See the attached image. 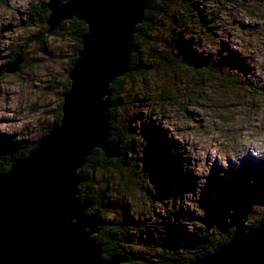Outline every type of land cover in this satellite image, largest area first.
Listing matches in <instances>:
<instances>
[{
  "label": "trees",
  "instance_id": "16d2710c",
  "mask_svg": "<svg viewBox=\"0 0 264 264\" xmlns=\"http://www.w3.org/2000/svg\"><path fill=\"white\" fill-rule=\"evenodd\" d=\"M65 1L54 2L61 5ZM206 1L145 0L144 19L136 25L131 40L128 71L109 86L108 141L118 145L119 156L106 158L102 151L93 149L86 163L77 170L81 182L75 194L76 199L89 204L86 213L97 220L90 238L103 260L118 258L121 264H189L225 244L232 235L246 233L264 222V178L255 168L236 167L234 164L224 168L222 175L217 177L219 183L228 186L231 195L227 201L219 200L209 214L181 209L176 200L181 196L168 195L172 191L168 184L182 180L195 185L196 175L188 170L189 158H181L175 149L177 145L185 146L177 141L173 143L165 136L159 129L155 113L141 114L146 98L139 99L137 93L133 95L132 83L130 86L126 83L128 79L144 75L147 67L148 71L157 70V65L149 62L155 63L158 58L170 67L193 71L199 78L215 79L228 90L241 88L244 81L237 79V73L247 71L248 66L239 52L231 50L230 54L223 56L220 50L216 54L199 51L200 40L211 42L215 39L212 36L216 21L206 15ZM47 6H50L48 2H39L24 21L28 26H39L38 33L32 38L42 44L49 36L45 24L50 11ZM63 31L68 32L73 43L68 73L77 58L86 25L72 18L61 22L50 35L58 36ZM215 45L228 48L227 43L220 41ZM143 48L148 50L146 61H141ZM16 57L21 58V63L26 62L20 52L12 54L0 67V77ZM202 87L200 83L199 90ZM68 88L67 76L62 93ZM162 98L165 104L174 101L166 96ZM60 105L61 101L50 129L59 123ZM5 142L0 153V173L7 172L12 162L26 157L36 143ZM227 160L232 161L231 158ZM259 165L262 167L263 163ZM151 167L157 171L156 176L150 173ZM110 171L114 179L108 176ZM242 172L243 175L240 174ZM134 188H137L139 199L143 196L147 205L138 213L127 206V199L132 198ZM158 204H163L165 213L156 215L154 208ZM172 204L173 207H169Z\"/></svg>",
  "mask_w": 264,
  "mask_h": 264
},
{
  "label": "rangeland",
  "instance_id": "374dc122",
  "mask_svg": "<svg viewBox=\"0 0 264 264\" xmlns=\"http://www.w3.org/2000/svg\"><path fill=\"white\" fill-rule=\"evenodd\" d=\"M47 1L0 0V66L16 52L26 58L20 70L18 66L14 73L0 77V153L6 140L25 144L41 138L50 129L61 101L73 51L71 37L64 31L58 36L49 34L42 44L32 38L39 26L24 23L35 5ZM205 13L216 21L215 39L200 40L199 51L216 54L220 50L223 56L231 50L239 52L248 66L247 71L237 73V79L244 81L239 90H228L214 77L210 81L199 78L193 71L170 67L158 58L149 62L157 70L147 67L144 75L126 82L127 86L132 83L133 95L146 98L141 114L155 113L165 136L185 146L175 149L181 158H189L195 185L169 182L172 191L168 195H180L176 200L181 209L200 214H209L219 200L230 198L227 184L219 183L217 177L231 164L255 168L264 178V0H207ZM217 41L227 43L229 49L216 46ZM147 53L143 48L141 61H146ZM162 96L174 101L165 104ZM151 169L156 176L157 171ZM136 193L134 188L132 198L127 199L134 213L147 206ZM154 210L157 215L166 208L158 204Z\"/></svg>",
  "mask_w": 264,
  "mask_h": 264
},
{
  "label": "water",
  "instance_id": "95a60500",
  "mask_svg": "<svg viewBox=\"0 0 264 264\" xmlns=\"http://www.w3.org/2000/svg\"><path fill=\"white\" fill-rule=\"evenodd\" d=\"M144 9L145 0H66L50 8L47 34L72 18L86 31L68 71L59 123L0 173V264H121L103 260L91 241L97 220L75 198L77 170L93 149L119 156L118 145L108 141L109 86L128 71ZM20 62L16 57L5 73ZM189 264H264V222Z\"/></svg>",
  "mask_w": 264,
  "mask_h": 264
},
{
  "label": "flooded vegetation",
  "instance_id": "af4514ba",
  "mask_svg": "<svg viewBox=\"0 0 264 264\" xmlns=\"http://www.w3.org/2000/svg\"><path fill=\"white\" fill-rule=\"evenodd\" d=\"M54 1H59V0H48L47 2H48V5H50V6H47L49 9L51 8V7H53V6H60V5H58V4H56V2H54ZM64 3V2H63ZM3 65V64H2ZM1 65V66H2ZM0 66V67H1ZM1 74V73H0Z\"/></svg>",
  "mask_w": 264,
  "mask_h": 264
},
{
  "label": "bare ground",
  "instance_id": "6f19581e",
  "mask_svg": "<svg viewBox=\"0 0 264 264\" xmlns=\"http://www.w3.org/2000/svg\"><path fill=\"white\" fill-rule=\"evenodd\" d=\"M20 63H21V62H20ZM20 63H19V64H20ZM19 64H18V65H19ZM17 67H18V66H17Z\"/></svg>",
  "mask_w": 264,
  "mask_h": 264
}]
</instances>
